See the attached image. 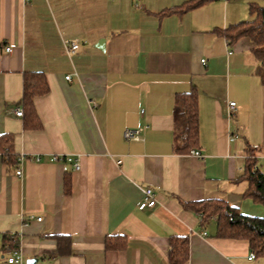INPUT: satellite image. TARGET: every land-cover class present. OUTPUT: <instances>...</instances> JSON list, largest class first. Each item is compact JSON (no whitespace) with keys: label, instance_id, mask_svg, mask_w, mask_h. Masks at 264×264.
<instances>
[{"label":"crops","instance_id":"crops-1","mask_svg":"<svg viewBox=\"0 0 264 264\" xmlns=\"http://www.w3.org/2000/svg\"><path fill=\"white\" fill-rule=\"evenodd\" d=\"M186 1L0 0V133H13L25 156L17 175L0 153V264H171L173 235L189 238L183 264H264V256L249 258L248 240L218 236L216 217L203 220L183 204L220 198L258 215L240 178L250 148L264 173L254 43L229 45L215 31L249 19L239 3L219 0L174 11ZM65 39L80 50L68 55ZM26 71L45 72L50 86L34 98L36 129L15 113ZM193 84L202 157L173 148L175 94ZM128 129L137 137L127 138ZM67 155L79 169L53 159ZM148 186L157 205L141 210ZM57 234L70 235V254H48ZM111 234L125 235L127 246L107 250ZM8 236L18 245L9 247ZM15 251L21 263L7 261Z\"/></svg>","mask_w":264,"mask_h":264},{"label":"trees","instance_id":"trees-1","mask_svg":"<svg viewBox=\"0 0 264 264\" xmlns=\"http://www.w3.org/2000/svg\"><path fill=\"white\" fill-rule=\"evenodd\" d=\"M209 0H188L174 11L185 13ZM249 12L252 18L230 24L226 28L215 31L225 37L229 45L235 44L240 38L248 37L254 43L252 52L258 62L257 74L264 84V6L255 1L249 2ZM50 86L45 72L26 71L23 76V93L19 100L24 114L26 128L36 129L42 125L39 113L35 107L34 98L49 92ZM174 142L177 153H189L199 146V90L192 85L188 91L178 92L174 98ZM0 153L9 167L17 168L19 154L15 151V135L0 133ZM244 173L240 176L248 181L245 195L264 205V173L255 167L256 149L248 150ZM66 191H70V179H66ZM184 206L200 213L203 220L216 217L217 235L226 238H242L249 242L256 256H264V215L246 214L238 206L231 205L220 198H207L183 202ZM9 247L18 245V237H6ZM57 249L49 255L62 256L71 253V237L67 234L55 235ZM127 239L122 234H111L105 238L107 250L124 249ZM189 259L188 236L173 235L170 237L169 261L171 264H183Z\"/></svg>","mask_w":264,"mask_h":264},{"label":"built area","instance_id":"built-area-1","mask_svg":"<svg viewBox=\"0 0 264 264\" xmlns=\"http://www.w3.org/2000/svg\"><path fill=\"white\" fill-rule=\"evenodd\" d=\"M227 1H229V0H227ZM80 48H81V45H80L78 40H76V39H74V40L65 39L64 40V51L68 55L74 54L75 52L79 51ZM11 49L12 48L10 46H6V50L7 51H11ZM66 78L69 79L70 76H67ZM235 104H236L235 101L230 102V104H229V108H230L229 109V116H232L235 113V111H236ZM15 113L18 116H23V114H24L23 108L22 107L16 108ZM137 133H138L137 131L128 129L125 132V136L127 138L134 137V136L137 137V135H136ZM190 153L193 154V155H196L198 157H202L203 156L199 149H192L190 151ZM24 157H25L24 155H20L19 154V156H18L19 163L21 162V160ZM36 159L40 160L39 156H37ZM53 159L54 160L64 159L67 162L71 163L73 165L74 169H79V167H80L79 158L76 157V156H72V155H67V156H62V157L55 156ZM255 167H257V165H255ZM15 172H16L17 175H21L22 174V170H21V168L19 166L16 168ZM156 205H157V199L155 197V192H154L153 188L150 187V186L145 187L143 189V197H142L141 201L138 204V208L141 209V210H144V209L153 208ZM204 234H206V232H204ZM255 257H256L255 252H251V254L249 255V258L250 259H254ZM7 261L9 263H21L22 262V255L20 253H18L17 251H15L11 256L8 257Z\"/></svg>","mask_w":264,"mask_h":264},{"label":"rangeland","instance_id":"rangeland-1","mask_svg":"<svg viewBox=\"0 0 264 264\" xmlns=\"http://www.w3.org/2000/svg\"><path fill=\"white\" fill-rule=\"evenodd\" d=\"M219 1H223V2H230V3H239L240 4V7L242 9V11H244L246 14H245V18L244 19H251L252 18V15L250 14L249 10H248V3L251 2V1H255L258 5L260 6H264V0H219ZM251 206L253 208H250V213H255V214H264V205L260 202H256V201H251ZM258 206V209H256ZM260 206H263V208H261ZM261 208V210H260ZM247 208H245L244 210H246ZM262 214V215H263Z\"/></svg>","mask_w":264,"mask_h":264},{"label":"water","instance_id":"water-1","mask_svg":"<svg viewBox=\"0 0 264 264\" xmlns=\"http://www.w3.org/2000/svg\"><path fill=\"white\" fill-rule=\"evenodd\" d=\"M96 47H98V48H100V49L103 50L104 47H105V38H101V39L97 42ZM35 261H37V258L29 259V260L27 261V263H28V264H31V263H33V262H35Z\"/></svg>","mask_w":264,"mask_h":264}]
</instances>
